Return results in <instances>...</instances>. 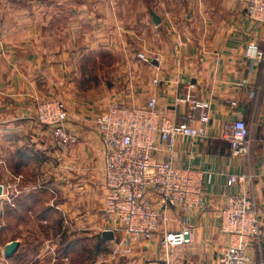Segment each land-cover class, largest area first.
Segmentation results:
<instances>
[{
  "label": "crops",
  "instance_id": "0c3cea01",
  "mask_svg": "<svg viewBox=\"0 0 264 264\" xmlns=\"http://www.w3.org/2000/svg\"><path fill=\"white\" fill-rule=\"evenodd\" d=\"M152 98L162 117L193 131L178 136L172 152L159 139L157 159L204 181L199 208L160 207L161 231L186 235L166 261L220 264L229 242L222 211L230 196L244 194L262 226L261 238L250 241L249 264H261L264 23L247 16L242 0H0V264L67 258L80 245L74 232L91 227L98 237L117 229L105 212L106 151L95 121L111 105L143 108ZM187 98L198 108L180 102ZM51 100L65 103L76 136L65 149L37 119L39 104ZM237 120L250 130L246 156L232 152ZM239 175L248 180L230 184ZM162 234L133 244L134 252L165 253Z\"/></svg>",
  "mask_w": 264,
  "mask_h": 264
},
{
  "label": "built area",
  "instance_id": "2783aa9c",
  "mask_svg": "<svg viewBox=\"0 0 264 264\" xmlns=\"http://www.w3.org/2000/svg\"><path fill=\"white\" fill-rule=\"evenodd\" d=\"M247 16L264 23V0H242ZM191 109L198 104L190 100ZM234 105L236 103H233ZM204 109L208 104L202 105ZM193 114L188 115L193 120ZM40 123L51 127L57 147L65 149L76 142V136L67 128L69 113L64 102L51 100L42 102L37 109ZM208 121V116H203ZM106 151L105 183L108 194L105 212L115 218L123 241L133 244L149 240L161 231V208H174L189 212L203 204V177L191 170L182 169L171 162L156 157L158 140L172 152L180 135H192L187 125H176L157 111L154 98L143 108L111 105L108 111L96 119ZM200 130V134H204ZM250 130L243 120L232 125L230 144L235 156L250 153ZM245 175L231 176L230 184L245 183ZM2 187V186H1ZM3 189V187H2ZM153 198H157L155 204ZM221 230L229 237L227 245L219 250L220 264H249L250 241L262 236L261 220L252 198L244 194L230 196L222 211ZM186 235L182 231L163 233V244L167 248L182 246ZM264 264V257L261 260Z\"/></svg>",
  "mask_w": 264,
  "mask_h": 264
},
{
  "label": "rangeland",
  "instance_id": "374dc122",
  "mask_svg": "<svg viewBox=\"0 0 264 264\" xmlns=\"http://www.w3.org/2000/svg\"><path fill=\"white\" fill-rule=\"evenodd\" d=\"M88 229L87 232L76 231L73 233L74 243L77 242L80 245L67 258L62 255L55 257L52 254L38 258V255H35L24 260L22 264H168L164 256L173 247H164L163 234L160 241L166 252L164 253L160 247H156V249L153 248L150 255L146 256L144 253L136 254L134 249L123 241L121 233L116 229L113 230V237L107 233L97 237L94 233L96 230L91 227ZM160 232L164 233V231ZM86 234L88 237H84Z\"/></svg>",
  "mask_w": 264,
  "mask_h": 264
},
{
  "label": "water",
  "instance_id": "95a60500",
  "mask_svg": "<svg viewBox=\"0 0 264 264\" xmlns=\"http://www.w3.org/2000/svg\"><path fill=\"white\" fill-rule=\"evenodd\" d=\"M153 16H154V20H155V22L159 23V22H160V18H159L156 14H153ZM1 193H2V187H1V185H0V194H1ZM106 233H107V235H110V236H112V237L114 236V233H113L112 231H110V232H106ZM17 248H18V243H17V242L12 243V244L7 248L9 255L14 254V253L17 251Z\"/></svg>",
  "mask_w": 264,
  "mask_h": 264
}]
</instances>
